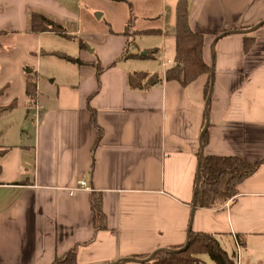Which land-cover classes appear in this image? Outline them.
<instances>
[{
    "label": "crops",
    "instance_id": "crops-1",
    "mask_svg": "<svg viewBox=\"0 0 264 264\" xmlns=\"http://www.w3.org/2000/svg\"><path fill=\"white\" fill-rule=\"evenodd\" d=\"M84 1L0 0V105L15 102L0 113V264H52L72 249L76 264H141L149 256L136 255L184 244L190 230L213 233L235 264H264V163L224 205L193 207L202 155L264 160V0H186L204 38L208 99L207 74L129 85L131 73L173 66L178 0H88L104 20L98 31L83 27ZM32 12L82 35L71 57L81 63L42 47L61 35L31 31ZM15 50L75 68L46 79L23 59L12 67ZM17 81L21 103H7ZM80 181L87 188L72 190ZM93 196L105 216L98 231Z\"/></svg>",
    "mask_w": 264,
    "mask_h": 264
},
{
    "label": "trees",
    "instance_id": "trees-1",
    "mask_svg": "<svg viewBox=\"0 0 264 264\" xmlns=\"http://www.w3.org/2000/svg\"><path fill=\"white\" fill-rule=\"evenodd\" d=\"M120 1V0H115ZM127 24V28H128ZM30 29L33 32L53 31L59 35L67 36L66 30L60 24L32 12L30 15ZM147 33V32H146ZM176 50L173 66L165 70L164 74L134 72L129 74V85L132 88H147L163 80H176L185 86L196 80L200 75L207 74L208 80L204 86V93L207 95L210 88V65L203 58L204 38L202 34L193 32L188 24V6L186 0H178L175 23ZM252 39L244 38L245 51L250 48ZM79 46L84 44L79 40ZM151 51L144 57H149ZM66 60L81 63L79 59H73L65 55H59ZM140 57V54H131L124 51L121 58ZM142 57V56H141ZM97 72L101 70L95 66ZM27 71L26 93L33 96L34 80ZM15 102L8 106L0 105V113L6 108L13 106ZM91 122L96 127L94 115L91 114ZM205 135L203 140H205ZM0 151V157L3 155ZM264 160H256L252 163L245 161L238 156H217L202 155L199 159L197 182L198 188L195 191V204L199 208H217L232 199L238 193V184L246 177L250 176ZM91 208L94 213L95 231L105 228V216L101 210L99 196L91 198ZM238 244H241L239 236H236ZM187 246L181 249L184 244L158 249L153 256L141 264H198L199 255L206 254L215 264H235L233 255L220 245L213 233L190 230L187 233ZM185 241V242H186ZM181 249V250H180ZM150 253L136 255V258L145 259ZM52 264H76V250L72 249L61 256H57Z\"/></svg>",
    "mask_w": 264,
    "mask_h": 264
},
{
    "label": "rangeland",
    "instance_id": "rangeland-1",
    "mask_svg": "<svg viewBox=\"0 0 264 264\" xmlns=\"http://www.w3.org/2000/svg\"><path fill=\"white\" fill-rule=\"evenodd\" d=\"M92 6L89 5L88 0L84 1L83 5V13H85V9L90 8V16L91 18H85L83 21V27L86 30L89 31H98L102 30L104 28V20L103 19H96L97 14L100 13L99 11H94L91 8ZM88 19V20H87ZM81 34H77L75 36L68 34L67 36H58V37H51L50 39L45 42V44H42V47L44 49H50L56 53V55H66L70 58L77 55L79 50V40L81 39ZM80 38V39H79ZM134 38V37H133ZM132 38V39H133ZM14 56V63L12 67H15L16 63L21 61L25 62L26 65L32 68L33 72H36L37 70L40 71L41 77L46 79H52L55 76L70 73L74 70V65L72 63H69L63 59H60L59 57H52L50 55H40L38 53L37 58L35 56L31 57H23L21 50H15L13 51ZM15 71V70H14ZM29 71V70H28ZM16 80L17 78L14 77ZM34 78V77H33ZM21 88L18 84V81L15 82L14 90L11 93V97L8 98L9 100H6L7 103H11L12 99L16 98V103H21L20 99L17 95H20Z\"/></svg>",
    "mask_w": 264,
    "mask_h": 264
},
{
    "label": "water",
    "instance_id": "water-1",
    "mask_svg": "<svg viewBox=\"0 0 264 264\" xmlns=\"http://www.w3.org/2000/svg\"><path fill=\"white\" fill-rule=\"evenodd\" d=\"M142 53H144V52H142ZM211 75H212V74H211ZM210 93H211V82H210V89H209V92H208V97H207V99L209 98ZM197 188H198V182H197V185H196V187H195V191L197 190ZM194 193H195V192H194ZM194 206H195V197L193 198V207H194ZM186 246H187V241L185 242L184 246H183L181 249H184ZM181 249H180V250H181ZM153 254H154V252L151 253V254L149 255V257H148L147 259L143 260V261L149 260V259L153 256ZM135 261H137V260H135Z\"/></svg>",
    "mask_w": 264,
    "mask_h": 264
},
{
    "label": "built area",
    "instance_id": "built-area-1",
    "mask_svg": "<svg viewBox=\"0 0 264 264\" xmlns=\"http://www.w3.org/2000/svg\"><path fill=\"white\" fill-rule=\"evenodd\" d=\"M76 188L86 189L87 187H85V183H84L83 181H80L79 184H78V186L75 187V188H73L72 190H74V189H76ZM72 190H71V191H72Z\"/></svg>",
    "mask_w": 264,
    "mask_h": 264
}]
</instances>
